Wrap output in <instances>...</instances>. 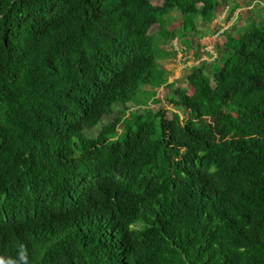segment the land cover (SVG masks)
<instances>
[{
  "label": "trees",
  "instance_id": "obj_1",
  "mask_svg": "<svg viewBox=\"0 0 264 264\" xmlns=\"http://www.w3.org/2000/svg\"><path fill=\"white\" fill-rule=\"evenodd\" d=\"M174 9L184 38L212 18L206 0H0V256L264 264V7L226 33L250 72L194 65L169 93L183 117L140 91Z\"/></svg>",
  "mask_w": 264,
  "mask_h": 264
},
{
  "label": "rangeland",
  "instance_id": "obj_2",
  "mask_svg": "<svg viewBox=\"0 0 264 264\" xmlns=\"http://www.w3.org/2000/svg\"><path fill=\"white\" fill-rule=\"evenodd\" d=\"M164 1L151 0L153 5L158 6L162 5ZM206 3L209 9H212L211 21L201 25L197 18V31L190 33L187 38L183 37L182 31L179 29L189 21L190 17L186 13L183 16L180 15L177 9L165 13L163 15L164 23L160 26L151 27V30H156L157 35L166 29L170 31V35L166 39L157 41L161 51L156 55L160 69L155 82H159V84L148 80L140 91L143 94H152L154 99L159 100L152 101L150 106L154 109L165 110L167 115L175 110L183 117L184 111L174 107L170 102L169 93L173 90L191 93L190 82L197 78L192 71L194 65L204 61L213 64V67L222 70L225 83L230 82L231 73L250 72L246 61L235 59L232 62H227V57L232 49L226 33L227 31L233 33V27L236 25L240 28L249 27L256 16L254 10L256 4L261 3L264 7V0H206ZM215 5L220 6V9L213 10ZM184 7L187 8V5ZM258 8L260 9V6ZM184 39H189V41L183 43ZM261 60L264 63L263 56ZM127 105L130 106L131 102H127ZM130 107L131 109L136 108L135 106ZM218 113L216 108H204L201 121L203 124H207Z\"/></svg>",
  "mask_w": 264,
  "mask_h": 264
},
{
  "label": "clouds",
  "instance_id": "obj_3",
  "mask_svg": "<svg viewBox=\"0 0 264 264\" xmlns=\"http://www.w3.org/2000/svg\"><path fill=\"white\" fill-rule=\"evenodd\" d=\"M0 264H29L27 249L22 245L16 257L0 256Z\"/></svg>",
  "mask_w": 264,
  "mask_h": 264
}]
</instances>
